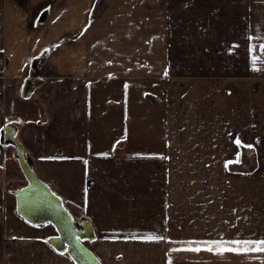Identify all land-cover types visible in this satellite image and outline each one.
Here are the masks:
<instances>
[{
	"label": "crops",
	"instance_id": "1",
	"mask_svg": "<svg viewBox=\"0 0 264 264\" xmlns=\"http://www.w3.org/2000/svg\"><path fill=\"white\" fill-rule=\"evenodd\" d=\"M258 36L264 0H0V264L65 251L27 230L50 223L8 217L12 139L100 264H185L186 242L264 240Z\"/></svg>",
	"mask_w": 264,
	"mask_h": 264
},
{
	"label": "water",
	"instance_id": "2",
	"mask_svg": "<svg viewBox=\"0 0 264 264\" xmlns=\"http://www.w3.org/2000/svg\"><path fill=\"white\" fill-rule=\"evenodd\" d=\"M20 170L27 181V187L16 193V210L30 224L50 223L58 238L50 244H62L76 264H100L94 255L86 249L81 240L84 236L78 231L72 217L62 207L61 201L32 172L24 157L20 144L11 140ZM61 250L60 248H57ZM63 251V250H61Z\"/></svg>",
	"mask_w": 264,
	"mask_h": 264
},
{
	"label": "rangeland",
	"instance_id": "3",
	"mask_svg": "<svg viewBox=\"0 0 264 264\" xmlns=\"http://www.w3.org/2000/svg\"><path fill=\"white\" fill-rule=\"evenodd\" d=\"M19 168H20L19 165H17V172H18V177H19V179H17V180H19V181L15 183L14 188H17L18 191L19 190L21 191L27 187V181L25 178H23ZM239 171H240V169H239ZM244 171H246V170H244ZM15 206H16V204H15L14 196H10L9 197V204H8V208H7L9 218L12 217V211L15 212L13 210V207L15 208ZM16 212H17V210H16ZM24 227H25V224H24ZM43 229H44L43 231H40V230L39 231L38 230L33 231L34 226L28 225V227H27V230L32 232V233L38 232V234L42 238H44V240L46 242V244H43V245H45L44 247H48L47 244H50L49 241L52 240L53 238H58V235L49 225H47ZM46 237H48V238H46ZM58 248H60L61 250H65V251L58 252V254L56 253L58 256V258L56 259V262L55 263L51 262L50 264H69L71 259H70V256L66 252L65 246H63L62 244H58ZM49 251H50V253H53L52 249H49ZM43 252H44V249H43ZM237 254L238 253L233 252V255H234L233 258H237V259L240 258V255H237ZM248 254H249V264H262V263H257V260H259V258H260L258 256L257 252H248ZM52 258L53 257L46 258V259L47 260H53ZM227 258H230V255L228 257H226L225 252L219 253V254L216 253L215 251L209 252L207 250H201L198 252L197 251H186L185 252V264H226ZM47 260H46V262L48 263ZM44 261H45V258L42 257L40 264H43ZM35 264H37L36 261H35Z\"/></svg>",
	"mask_w": 264,
	"mask_h": 264
},
{
	"label": "snow or ice",
	"instance_id": "4",
	"mask_svg": "<svg viewBox=\"0 0 264 264\" xmlns=\"http://www.w3.org/2000/svg\"><path fill=\"white\" fill-rule=\"evenodd\" d=\"M249 39H252L249 37ZM257 39H264V37L258 36ZM259 49L264 50V43L259 44ZM252 49H250V52ZM252 67L253 70H264V68H257V63H264V57L252 56ZM235 143L239 146L240 141L237 139ZM251 147V146H249ZM87 163V162H85ZM227 167V165H226ZM149 241H159L165 239L163 236L148 235L144 237ZM195 244V247L189 248L190 251H200V245L206 246L205 250L216 253L234 252V253H248V252H264V240H213V241H192L186 242Z\"/></svg>",
	"mask_w": 264,
	"mask_h": 264
}]
</instances>
